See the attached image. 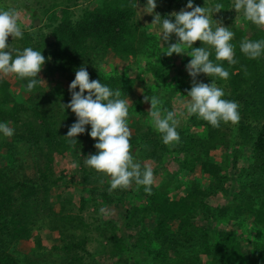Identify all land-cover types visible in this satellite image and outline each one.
Returning <instances> with one entry per match:
<instances>
[{"label": "trees", "instance_id": "16d2710c", "mask_svg": "<svg viewBox=\"0 0 264 264\" xmlns=\"http://www.w3.org/2000/svg\"><path fill=\"white\" fill-rule=\"evenodd\" d=\"M4 1L0 8L29 14L22 22L24 38L9 36L8 43L42 52L41 79L58 74L70 84L84 66L91 80L120 90L129 102L130 152L151 166L154 183L151 194L134 183L110 192L109 178L83 163L97 151L88 135L91 126L76 144L64 137L76 120L62 107L71 99L69 87L54 92L43 82L28 93L26 81L0 79V121L15 129L12 137H0V264H101L98 254L118 258L136 251L141 264H264V57L248 59L240 52L242 40L264 39V30L242 16L236 19L232 0H220L225 8L213 13L214 24L234 32L238 62H222L230 75L216 84L225 99L239 104L240 119L214 128L195 116L179 117L174 102L187 98L192 87L185 68L191 57L161 53V41L140 10L146 0H90L79 16L73 10L79 0H13V8ZM159 2L166 5L160 16L174 20L170 12L188 0ZM193 5L209 6L206 0ZM35 20L41 27L35 28ZM109 57L121 60L126 70L133 67V76L104 72ZM149 77L156 81L150 90L143 96L134 91L135 83ZM196 80L211 83L203 73ZM14 86L20 87L19 102ZM145 95L159 97L161 108L178 114V144L161 142ZM68 167L74 170L67 175ZM92 232L101 240L98 254L87 251Z\"/></svg>", "mask_w": 264, "mask_h": 264}, {"label": "clouds", "instance_id": "9594fccd", "mask_svg": "<svg viewBox=\"0 0 264 264\" xmlns=\"http://www.w3.org/2000/svg\"><path fill=\"white\" fill-rule=\"evenodd\" d=\"M155 0H147L143 13L153 15L152 25L158 27L157 37L167 43L173 34L176 42L164 47L161 53L167 56L187 54L191 57L185 68L192 78V87L187 92V100L183 102V110L179 117H192L206 121L214 128L221 123L236 124L240 119L239 104L234 100L225 99V91L216 84L217 79L227 80L229 65L236 64L235 47L232 43L234 32L230 27L214 24L213 13L225 8L220 0H213L209 7L194 6L193 0H188L187 9L171 13V17L163 18L155 13ZM230 9H235L244 20L250 22L258 30H264V0H232ZM9 36L13 40L24 38V29L20 13L16 9L0 8V79L13 76L17 80L26 81V92L33 93L43 82L38 74L45 63V57L40 50L31 46L13 48L8 43ZM200 41V47H194V42ZM240 52L248 59L264 57V39L240 42ZM160 53V54H161ZM159 54V56H160ZM214 54L215 60L210 59ZM211 78V83L197 82L201 74ZM79 89L77 91L76 89ZM71 99L65 106L76 116L69 127L66 136L70 144H76V137L86 131V125L91 126L88 135L96 140L97 150L83 159L86 167L109 178V191L127 189L133 183L147 194H151L154 174L151 166L134 159L130 152L131 131L129 128V102L121 98L120 90H113L108 85L91 80L86 67L81 66L75 73L74 80L69 85ZM87 93V94H85ZM144 101H150L148 111L153 129L160 135L164 145L174 146L180 142L177 131L179 117L175 111L161 108L160 98L145 95ZM15 129L9 122L0 121V137H12ZM74 168L79 162H74ZM101 214H106L103 208Z\"/></svg>", "mask_w": 264, "mask_h": 264}, {"label": "rangeland", "instance_id": "374dc122", "mask_svg": "<svg viewBox=\"0 0 264 264\" xmlns=\"http://www.w3.org/2000/svg\"><path fill=\"white\" fill-rule=\"evenodd\" d=\"M90 0H79L78 2H76V6L75 8L73 9L74 10V14L76 16H79L81 13H83V11L85 10L86 7L90 6ZM4 2L7 3V5H9L10 7H15V2L13 0H5ZM156 2V8H155V13L157 14H161V13H165L166 12V5L165 3H162V2H159V0H155ZM207 2V5H209V0H206ZM147 3V0L145 3L141 4L140 5V10H141V13H142V16L145 20L146 23L150 24L152 26V29H151V32L156 34L157 35V32L159 31L158 27H154L151 23L153 21V15L151 14H147V13H143V7L146 5ZM30 9V11H32V13L36 14L38 13V10L35 9V6L34 5H27ZM211 6V5H209ZM208 6V7H209ZM207 7V6H206ZM35 9V10H34ZM182 9H185V10H188V11H191V9H187L186 7H181V8H177V9H174L172 12L170 13H173V12H179L181 11ZM18 11V9H17ZM20 13V19H21V22H23V20L26 19V17H28L29 14L26 13V11L24 10H21L19 11ZM231 14L235 16V18H240L241 15L238 14L236 12L235 9H232L231 10ZM39 15V13H38ZM39 17V16H38ZM42 23L40 22V24L38 26H36L35 28H39L41 27ZM176 42V38L173 34L171 40L167 43H164L163 45V42L161 41V45L163 46V48L165 47H168V45L170 43H174ZM174 58L176 59H180V54L178 55H175ZM177 65L179 66L180 64L178 63L177 61ZM43 68L45 67V65L42 66ZM104 72H109V73H112L114 70H116L119 74H123V73H127L128 76H133V73H135V69L133 67H129L128 70L125 69V65L123 64V62L121 60H118V59H114V58H111L109 57L108 61H107V65L106 67L103 69ZM44 72H45V68H44ZM44 81H45V84L47 85V88L52 91L54 90V92H57V88L58 86H61L63 88H68L69 87V82L65 79H63L60 75L58 74H54V75H46V77L44 76ZM192 80L189 79L187 82H191ZM156 83L155 79L152 78V77H149L146 82H142V83H135V86H134V91L138 92L139 94H141L142 96L144 95L143 92H146L148 90L151 89L152 86H154V84ZM12 93L14 94V97L15 99L19 102L22 100V94L20 92V87L19 86H14L12 88ZM168 97V95H167ZM178 101L180 100V102L176 101L174 102V107L176 109V111H178L179 113L183 110V102L181 103V101H186L187 98H177ZM181 119H184L185 117H180ZM180 120V119H179ZM179 124H181L179 122ZM216 160H220L221 159V153H217L216 154ZM74 170V169H73ZM73 170H71V168H67V175L68 173H72ZM73 180L78 182L79 181V176H74L73 177ZM232 183V182H231ZM222 203H226V200L223 199L221 200ZM116 214H119V212H114ZM113 214V213H112ZM107 219H108V215H106ZM117 219H118V223L121 225L120 229L122 230V232H124V235L127 236V233L125 230H124V223L121 219V217L117 216ZM48 234V233H47ZM48 236V235H47ZM46 236V232H45V237L47 238ZM91 238L93 240H90V243L88 244L87 246V251L89 253H95V254H98L99 252H101L102 249H100V241L99 240H96L95 238H98L95 236V233L92 232L91 233ZM51 244H54L56 242V240H50ZM105 244V243H104ZM83 254V252H82ZM140 252L136 251V252H131L127 255H123L121 257H118V258H110L108 256H105V255H101V254H98L96 256L98 261L101 263V264H141L140 262V259H139V255Z\"/></svg>", "mask_w": 264, "mask_h": 264}, {"label": "water", "instance_id": "95a60500", "mask_svg": "<svg viewBox=\"0 0 264 264\" xmlns=\"http://www.w3.org/2000/svg\"><path fill=\"white\" fill-rule=\"evenodd\" d=\"M41 21L39 20H35V26H38L40 24Z\"/></svg>", "mask_w": 264, "mask_h": 264}]
</instances>
